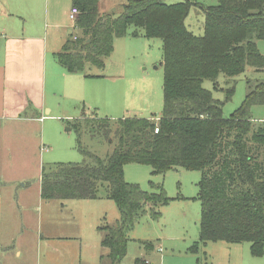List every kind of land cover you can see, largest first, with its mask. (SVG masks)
<instances>
[{
  "label": "trees",
  "instance_id": "obj_1",
  "mask_svg": "<svg viewBox=\"0 0 264 264\" xmlns=\"http://www.w3.org/2000/svg\"><path fill=\"white\" fill-rule=\"evenodd\" d=\"M101 0H72L79 10L72 36L57 54L70 73L87 65L103 68L114 51V41L132 35L163 44V112L160 118H89L71 126L77 131L97 128L115 148L102 159L79 147L92 164L59 163L41 176L44 201L98 200L100 186L119 209L120 218L106 227L103 247L114 264L127 254L128 233L145 215L157 220L159 207L170 204L163 185L143 191L127 183L128 164L149 166L153 176L183 169L201 173L199 242L190 249L224 242L249 244L253 257L264 255V122H255L251 110L264 105V82H248L250 92L229 118L223 103L204 87L218 86L220 75L232 80L249 69L264 71V0H218L204 8V34L191 32L186 20L193 0H127L123 13L100 14ZM133 29L132 31H130ZM235 92L226 89V100ZM71 124V123H70ZM159 132L156 133L155 130Z\"/></svg>",
  "mask_w": 264,
  "mask_h": 264
},
{
  "label": "rangeland",
  "instance_id": "obj_2",
  "mask_svg": "<svg viewBox=\"0 0 264 264\" xmlns=\"http://www.w3.org/2000/svg\"><path fill=\"white\" fill-rule=\"evenodd\" d=\"M193 1L195 6L186 25L195 35L202 36L204 8L217 6L218 0ZM166 2L175 4L181 0ZM126 3L127 0H101L100 14L118 17ZM71 10L72 0H0V41L19 35L31 25L39 24L44 29L48 24V33L54 31L52 26L57 23L71 26ZM69 30L70 27L59 30L64 43ZM257 44L264 55V41ZM104 63L103 68L87 65L77 74L86 83V98L80 97L78 89L65 87L60 76L56 77L58 86L52 90L49 106L41 114L45 117L43 122L38 120L39 114L38 121L33 122L0 121V211L6 215L5 227L22 228L17 245L21 257L14 258L8 253L7 258L13 260L3 264H114L102 242L106 235L104 228L115 226L120 212L106 197L107 184L100 186V200L44 201L38 195L44 171L53 170L59 163L92 164L79 147L102 159L113 152L112 139L97 128L84 126L77 132L71 126L83 113L87 117L86 113H90L98 119L107 116L113 120L161 117L164 81L161 40L134 38L130 34L117 38L113 53ZM230 80L220 75L217 87L210 80L204 82L205 89L223 103L226 118L242 105L250 92L248 82H264V71L249 69L235 77L231 84ZM232 84L235 92L227 101L226 89ZM91 95L98 99L99 107L92 109ZM51 108L52 114L62 117L51 119V114L47 113ZM29 112L35 111L31 108ZM29 112L27 117L31 116ZM251 116L255 122H264V105L254 106ZM152 173L151 167L139 164H128L124 168L127 183L137 184L146 192L153 188L151 181L154 186L163 185L171 202L158 208L161 216L157 220L145 215L135 224L127 236V254L119 264H264V255L253 257L249 244L211 242L200 246L198 253H192L190 249L199 242L200 235L198 184L201 173L183 169L170 170L164 175L153 176ZM23 184L27 188H22ZM13 187L18 190L19 198L12 193L10 188Z\"/></svg>",
  "mask_w": 264,
  "mask_h": 264
},
{
  "label": "crops",
  "instance_id": "obj_3",
  "mask_svg": "<svg viewBox=\"0 0 264 264\" xmlns=\"http://www.w3.org/2000/svg\"><path fill=\"white\" fill-rule=\"evenodd\" d=\"M48 27H50L48 24L45 25L44 29L39 24L31 25L19 35L5 37L3 41H0V121L21 120L33 122L40 120V122H43L45 117L41 114L49 106L51 92L58 86L55 78L59 76L63 79L65 87L78 89L80 97L86 98V83L77 75L80 73L68 72L59 64L56 57L63 50L67 41L76 34L74 24L66 26L63 23H57L52 26L54 28L52 33H48ZM67 27H70V30L64 43V39L59 35V30ZM54 59L56 63H54ZM55 64H58L63 71H60ZM97 100L92 95L90 96L92 109L93 107H99ZM31 108L34 109V113L29 112ZM27 112L31 116L27 117ZM53 112V108H51V111L47 110V113L51 114V119L56 120L62 117L60 114H52ZM37 114L41 115L38 120L36 119ZM86 114L89 118H95L93 114ZM105 118L113 120L107 116ZM150 118L152 116L145 117V119ZM22 188H27V185L23 184ZM10 189L19 198L18 190L14 187ZM38 195L41 200V177L38 185ZM18 216L21 217L20 213H18ZM5 218V213L0 211V264L13 260L7 258L8 253H12L14 258L19 259L21 257V251L17 245L22 228H18L16 225L15 228H12L13 225L5 227L4 224L7 223ZM232 251L231 249L230 252L232 253Z\"/></svg>",
  "mask_w": 264,
  "mask_h": 264
},
{
  "label": "built area",
  "instance_id": "obj_4",
  "mask_svg": "<svg viewBox=\"0 0 264 264\" xmlns=\"http://www.w3.org/2000/svg\"><path fill=\"white\" fill-rule=\"evenodd\" d=\"M78 15H79V10L76 7H73L70 14V20L73 22V24H75ZM155 132L158 133L159 130L156 129Z\"/></svg>",
  "mask_w": 264,
  "mask_h": 264
}]
</instances>
